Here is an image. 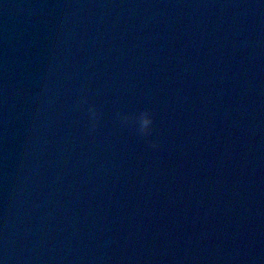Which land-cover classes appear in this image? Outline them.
Wrapping results in <instances>:
<instances>
[{
	"label": "water",
	"instance_id": "obj_1",
	"mask_svg": "<svg viewBox=\"0 0 264 264\" xmlns=\"http://www.w3.org/2000/svg\"><path fill=\"white\" fill-rule=\"evenodd\" d=\"M0 264H264V0H0Z\"/></svg>",
	"mask_w": 264,
	"mask_h": 264
},
{
	"label": "clouds",
	"instance_id": "obj_2",
	"mask_svg": "<svg viewBox=\"0 0 264 264\" xmlns=\"http://www.w3.org/2000/svg\"><path fill=\"white\" fill-rule=\"evenodd\" d=\"M81 102L88 104L87 111L91 121L90 132H95L101 116L100 109L94 103L89 104L87 97H84ZM118 119L124 125L135 124L136 131L141 137H150L154 130L155 118L151 110L147 108L135 114H118ZM149 143L153 148L159 147L158 142L154 140H150Z\"/></svg>",
	"mask_w": 264,
	"mask_h": 264
}]
</instances>
